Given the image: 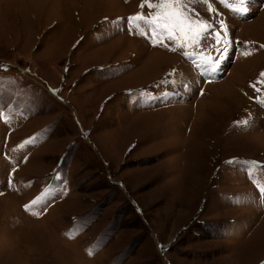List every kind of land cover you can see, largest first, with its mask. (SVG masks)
Masks as SVG:
<instances>
[{"label":"rangeland","instance_id":"1","mask_svg":"<svg viewBox=\"0 0 264 264\" xmlns=\"http://www.w3.org/2000/svg\"><path fill=\"white\" fill-rule=\"evenodd\" d=\"M0 264H264V0H0Z\"/></svg>","mask_w":264,"mask_h":264},{"label":"snow or ice","instance_id":"2","mask_svg":"<svg viewBox=\"0 0 264 264\" xmlns=\"http://www.w3.org/2000/svg\"><path fill=\"white\" fill-rule=\"evenodd\" d=\"M163 2L167 3V2H171V0H163ZM242 2H244V0H242ZM159 6V5H158ZM246 11V9H244ZM139 18V17H137ZM179 21H177L178 23ZM212 33L208 30L205 29L204 31H202L201 33L196 34L195 36L192 37V41L193 42H197L199 41L201 38L203 39H207L208 35H211ZM168 39H173V36L171 34H169ZM181 47H183V45H180ZM185 55H187V53H185ZM216 59H219V57H216ZM209 71H215V60L212 62V65L209 67Z\"/></svg>","mask_w":264,"mask_h":264},{"label":"bare ground","instance_id":"3","mask_svg":"<svg viewBox=\"0 0 264 264\" xmlns=\"http://www.w3.org/2000/svg\"><path fill=\"white\" fill-rule=\"evenodd\" d=\"M170 57V56H169ZM56 210V209H55Z\"/></svg>","mask_w":264,"mask_h":264}]
</instances>
